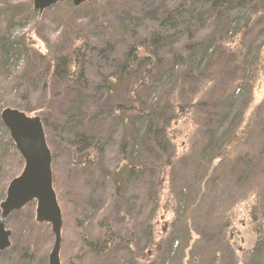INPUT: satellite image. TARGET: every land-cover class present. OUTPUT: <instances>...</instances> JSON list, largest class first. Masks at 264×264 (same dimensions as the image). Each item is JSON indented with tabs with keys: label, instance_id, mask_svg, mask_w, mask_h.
I'll return each instance as SVG.
<instances>
[{
	"label": "rangeland",
	"instance_id": "1",
	"mask_svg": "<svg viewBox=\"0 0 264 264\" xmlns=\"http://www.w3.org/2000/svg\"><path fill=\"white\" fill-rule=\"evenodd\" d=\"M33 1L0 0V205L24 168L1 121L23 101L24 89L13 84L23 68L13 44L66 57L75 41L90 51L86 78L62 98L43 92L28 104L33 117L47 119L59 187L78 199L77 214L62 210L61 263L85 241L104 238L98 224L106 221L132 234L138 252L116 245L102 257L109 264H141L142 255L150 264H264V0H221L231 7L220 16L215 0H122L118 13L105 3L43 17ZM116 21L126 28L107 33ZM152 34L162 36L154 67L125 70L127 42ZM32 79L41 86L42 77ZM55 82L53 91L68 80ZM83 132L96 147L89 166ZM36 207L8 218L12 246L1 264H49L55 238L36 222Z\"/></svg>",
	"mask_w": 264,
	"mask_h": 264
},
{
	"label": "trees",
	"instance_id": "2",
	"mask_svg": "<svg viewBox=\"0 0 264 264\" xmlns=\"http://www.w3.org/2000/svg\"><path fill=\"white\" fill-rule=\"evenodd\" d=\"M122 0H104V1H99V2H94V3H89L85 2L82 6L76 9V7L73 5L72 2H65V3H59L56 6L46 10L42 17L47 15L48 13H51L52 11L59 9V8H64L67 11L70 10H76V11H85L86 8H93L98 5H110L111 8L114 9V12L118 13L120 10H122L123 6L121 3ZM260 1V0H258ZM32 5V2L30 3ZM29 4V5H30ZM214 7L218 9L219 16L221 15L222 10H226L231 6H226L221 0H215ZM32 10V8H31ZM33 11V10H32ZM33 14H35L33 12ZM114 15H116L114 13ZM117 16V15H116ZM131 21H129L127 24H130ZM126 22H121V21H116L114 24H111L110 26H105L107 33L111 30V27H114L116 30H122L126 28L125 26ZM161 33L164 30V25H161ZM108 29H110L108 31ZM160 33V34H161ZM154 35V34H152ZM161 35L155 34L154 37L150 40L147 39H135L136 41L131 42L126 44L127 53H126V60H127V67H125V70H128L130 68H134L138 63L142 64H147L148 66L154 67L151 62H154V57H155V51L158 50L159 44L161 42ZM18 40H20V37H18ZM133 40V39H132ZM130 44V45H129ZM18 51V55L20 58H22L23 62V68L22 72L15 77V80L13 81V84L18 85V89H24L23 90V97L21 102L18 103V106L20 108H17L21 112L25 113L26 115L33 117L34 115L31 114L32 111L28 109V104L31 101H35V97L41 95L43 92L46 93L47 97L48 95L51 96H57L56 100L59 98H62L65 94H68L71 92L72 87H74V82L75 80H80V78H86L85 77V67L88 66V64L91 61V57H87L85 55L88 49H86L83 45H77V43L74 41L71 44L70 49H68V55L66 57H60L59 55H50L45 51L44 54H38L36 51L35 53H30L28 50V47L31 46L29 43L25 42H19L17 41L16 43L13 44ZM110 49L114 48V45L112 46L110 44ZM156 49V50H154ZM94 52V51H92ZM33 55L39 58V61H36L35 58H33ZM95 56V55H94ZM93 56V57H94ZM29 63L33 64L34 67L29 69ZM78 70H82V75L83 77H78ZM154 70V68L152 69ZM153 72V71H152ZM151 72V73H152ZM150 73V74H151ZM37 76L38 78L42 77L43 82L40 86V83L34 81L32 77ZM62 78H65L68 80L67 85L65 88H56L54 91L51 89V83L54 82L56 84V80L60 81ZM87 82V79H85ZM147 82V80L145 81ZM113 80L109 82V91H113ZM137 95L133 97V102L135 104L138 103ZM53 101V100H52ZM51 101V102H52ZM51 102H44V106H42V109L47 110L49 108V104ZM23 103H25L23 105ZM117 108L120 110L124 109L122 108L121 105H117ZM116 112H118L116 110ZM43 124H44V129L46 132V129L49 128L47 126V119H43L41 117ZM148 124H149V130L150 132H153V119L149 115L147 116ZM209 139L213 140L214 136L213 134H208ZM80 136V135H79ZM47 142L49 135H47ZM152 138V137H151ZM81 141L83 145V151H85V159L82 162L85 166H89L92 164V162L95 161L94 153L96 152L94 147L95 142L93 139H88L86 136H84V132L81 134ZM13 143V141H10ZM49 145V143H48ZM50 146V145H49ZM53 158V156H52ZM126 159V158H124ZM17 160L19 165L24 166V160L21 157V155L17 154ZM168 165L170 164V161L167 159ZM53 169V180H54V189L55 191L57 190V197H58V203L61 207V209L64 211V207H67V209H70V213L72 215L77 214V209H78V199L75 197L71 198H66L64 193L62 192L61 188L59 187L58 184V177H57V168L52 165ZM82 190V189H81ZM85 192L82 190V194ZM62 211V213H63ZM64 219V215H63ZM67 223V222H66ZM75 223V222H74ZM99 231H102V239H99L98 241H85L80 248L78 252L72 253L71 257L69 258L70 261L68 260V264H109L107 260H104L101 258V256H104V254H108L109 250H111L113 247H129L131 251L134 252V254L138 253L136 250L137 242L133 240V235L128 233L127 235L131 237V239L125 238V236L120 235V233L115 232L113 228L110 226L109 223H106V221H101L100 224H98ZM149 245L150 246H155L154 243V238L151 236L149 239ZM115 247V248H116ZM98 251L99 254L95 253L94 251ZM155 252L154 256L157 259L158 253H159V248L155 246ZM144 254V253H143ZM137 255V254H136ZM116 257V256H115ZM151 256L150 255H142L140 257L139 262L141 264H150L149 262L151 261Z\"/></svg>",
	"mask_w": 264,
	"mask_h": 264
},
{
	"label": "water",
	"instance_id": "3",
	"mask_svg": "<svg viewBox=\"0 0 264 264\" xmlns=\"http://www.w3.org/2000/svg\"><path fill=\"white\" fill-rule=\"evenodd\" d=\"M64 2H72L75 7H79L85 0H34L33 5L34 10L42 14ZM1 120L25 164L20 176L10 182L6 199L0 205V253L11 247L12 232L6 229L7 219L35 202L36 222L50 225L55 237L49 264H61L63 216L53 185L52 153L47 144L42 120L39 117L30 118L11 108L1 113Z\"/></svg>",
	"mask_w": 264,
	"mask_h": 264
},
{
	"label": "bare ground",
	"instance_id": "4",
	"mask_svg": "<svg viewBox=\"0 0 264 264\" xmlns=\"http://www.w3.org/2000/svg\"><path fill=\"white\" fill-rule=\"evenodd\" d=\"M154 133H155V132H154V130H153V132H152V134H151V135H152V137H153V135H155ZM91 251H94V250H92V249H91ZM94 252H95V253H97V255L99 254V252H98V251H94ZM99 255H100V254H99ZM103 255H104V253H103ZM102 257H103V256H101V258H102ZM114 259H115V258H114Z\"/></svg>",
	"mask_w": 264,
	"mask_h": 264
}]
</instances>
